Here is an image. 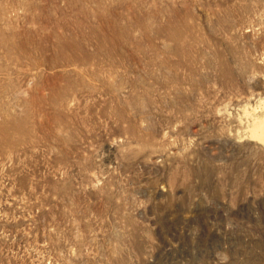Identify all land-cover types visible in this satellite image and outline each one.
I'll return each mask as SVG.
<instances>
[{
  "label": "rangeland",
  "instance_id": "rangeland-1",
  "mask_svg": "<svg viewBox=\"0 0 264 264\" xmlns=\"http://www.w3.org/2000/svg\"><path fill=\"white\" fill-rule=\"evenodd\" d=\"M0 264H264V0H0Z\"/></svg>",
  "mask_w": 264,
  "mask_h": 264
},
{
  "label": "bare ground",
  "instance_id": "bare-ground-1",
  "mask_svg": "<svg viewBox=\"0 0 264 264\" xmlns=\"http://www.w3.org/2000/svg\"><path fill=\"white\" fill-rule=\"evenodd\" d=\"M72 45V44H71ZM74 45V44H73ZM67 46V45H66ZM74 48V47H73ZM75 51V50H74ZM59 97V96H58Z\"/></svg>",
  "mask_w": 264,
  "mask_h": 264
}]
</instances>
